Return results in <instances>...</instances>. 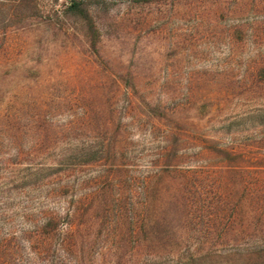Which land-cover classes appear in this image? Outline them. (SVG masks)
<instances>
[{"label": "trees", "instance_id": "16d2710c", "mask_svg": "<svg viewBox=\"0 0 264 264\" xmlns=\"http://www.w3.org/2000/svg\"><path fill=\"white\" fill-rule=\"evenodd\" d=\"M126 2L182 21L192 40L200 30L226 39L230 57L256 37L246 21L264 7ZM104 9L65 0L43 12L38 0H0V226L9 227L0 264H264V64L219 72L213 87L192 71L179 75L189 50H173V64L149 82L140 83L152 74L137 66L85 68L108 28L98 17ZM39 28L46 34L36 45L58 33L81 38L85 64L65 84L52 83L47 50L35 45L29 65L20 57L29 44L17 37ZM234 97L244 106L221 113ZM215 124L221 133H203ZM90 171L77 192L76 174ZM17 217L29 225L20 236L11 226Z\"/></svg>", "mask_w": 264, "mask_h": 264}, {"label": "rangeland", "instance_id": "374dc122", "mask_svg": "<svg viewBox=\"0 0 264 264\" xmlns=\"http://www.w3.org/2000/svg\"><path fill=\"white\" fill-rule=\"evenodd\" d=\"M94 1L102 2L105 7V11L98 12V17L99 21L104 24L103 26L106 24L108 28L102 29V35L97 43L98 54L96 57H93V62L89 59L88 65L82 60L84 59L83 50L80 45L82 42L81 38L76 34L68 39H64L58 33L50 43L45 44L41 41L36 45V40L39 37L43 39V36L46 34V30L44 31L42 28H39V31L31 33L30 37H23V35L17 37L26 39L29 44L20 56L26 62L25 64H30L29 58H31L34 46H39L41 51L47 50L44 53L51 56V64L48 68L53 73L52 83L65 84L77 72V69L82 67V63L85 64V68L95 66L98 70L103 68L107 61L109 62L108 68L112 70L126 68V66H137L138 69L144 68V73L152 74L160 68L163 69L168 64H173V60H171L173 58V50L176 54L189 50V54H192V56L187 57L184 55L182 57L181 65L183 71H180L179 75L184 76L187 71H192L197 76H204L209 82L207 84L210 86L218 82L219 77H217V73L223 72L228 68L234 70L242 68L245 64H264V7L250 14L246 21L248 30H255L256 28L259 30L256 37L247 35L243 40L242 47H235V50L233 49L232 52L234 55L230 57L226 39L223 38L216 41L212 37L206 38L209 35H204L205 37H203L200 34V30L192 40L187 35V27L184 26L182 21L175 20L169 22L165 19L166 17L155 18L156 9L152 5L127 3L126 0ZM64 2L65 0H38L39 7L43 12H46L51 6L61 8ZM69 24H72V21H69ZM188 41L189 43H187ZM176 42H179L178 47L171 49L169 46ZM223 60H226L228 64L225 65L222 62ZM149 79H153V74L147 78L140 79V83L149 82ZM179 80L177 84L179 86L184 85V79L179 78ZM226 80L223 79L222 81L226 82ZM156 83L161 84L162 80L157 77ZM238 99L234 97L221 113L234 114L239 107L244 106L242 105L244 101ZM225 126L226 124L222 128H225ZM130 131L131 133L133 132V130ZM203 133L213 136V134L221 133V130L219 125L215 124L214 126H206L203 129ZM137 139V134L133 132L130 140L134 141ZM94 174V171L83 175L76 174L78 181L75 182V190L79 192V183H82L88 176ZM67 182L68 184L71 183V181ZM66 198H68V195ZM64 199V197H60L54 203L55 206H59L57 209L59 212H61ZM49 205L52 206V203ZM11 226L14 230L13 234L20 236V232L28 229L29 225L17 217L11 222ZM8 228V226H0V234H6L9 230ZM21 258L22 260H26V258H30V255L24 250Z\"/></svg>", "mask_w": 264, "mask_h": 264}]
</instances>
